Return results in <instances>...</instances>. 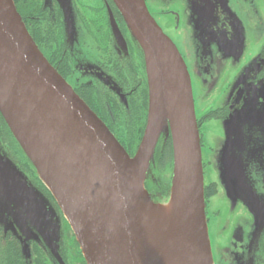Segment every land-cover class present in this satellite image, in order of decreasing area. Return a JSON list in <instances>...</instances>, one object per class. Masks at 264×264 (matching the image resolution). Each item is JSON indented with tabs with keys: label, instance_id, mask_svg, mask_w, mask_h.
Here are the masks:
<instances>
[{
	"label": "flooded vegetation",
	"instance_id": "1",
	"mask_svg": "<svg viewBox=\"0 0 264 264\" xmlns=\"http://www.w3.org/2000/svg\"><path fill=\"white\" fill-rule=\"evenodd\" d=\"M144 1L162 31L170 30L176 38L182 27L188 33L187 42H183L185 50L181 52L177 48L185 63L187 59L191 62L196 88L192 90L193 101L203 176L207 178L204 182L206 222L215 237L210 241L212 256L214 261L216 259L214 264H264V196L253 188L259 187L256 178L250 179L254 181L249 183L251 185L244 182V170L253 150L258 155L257 163L264 169V33L259 37V47L251 52L250 25L245 16L239 14L241 8L247 7L250 15L257 17L252 24L254 29H260L258 20L264 16V0H199L200 8L193 0ZM13 2L44 57L68 84L67 78L74 80L71 87L75 93L132 156L146 123L147 79L142 54L132 42L112 0H71L79 22L78 30L85 34L77 46L72 41L69 43L60 1ZM196 10L199 16H194ZM110 15L122 39L114 35ZM205 137L211 138L210 144H205ZM165 142L164 138L161 145L158 141L155 150L164 147ZM167 146L170 147L166 149L164 167L153 166L144 182L151 198L157 194L156 183L158 185L172 167L170 155L167 157L168 150L172 154L170 137ZM0 155L26 179L29 190L38 192L61 218L56 245L51 247L27 222L39 218L33 193L22 197L24 204L14 202L19 209L13 211L0 202V264H86L62 211L1 113ZM221 157L225 158L222 162L219 161ZM220 168H226L228 172L220 175ZM221 181L228 185L227 196L221 190ZM261 186L264 192L263 183ZM241 189L254 194V202L261 212L259 220L257 213L240 197ZM224 197L245 209L243 226L247 240L244 244L238 243L239 225L235 221L232 225L213 221L219 219L220 211L212 209V201L214 204L217 198ZM245 198L250 199L248 194ZM230 229L233 239L228 236L229 241L220 245V238Z\"/></svg>",
	"mask_w": 264,
	"mask_h": 264
},
{
	"label": "water",
	"instance_id": "2",
	"mask_svg": "<svg viewBox=\"0 0 264 264\" xmlns=\"http://www.w3.org/2000/svg\"><path fill=\"white\" fill-rule=\"evenodd\" d=\"M112 2L142 53L147 79V118L132 156L44 57L13 0H0V113L62 211L86 264H163L149 211L168 206L174 196L176 264H212L186 64L144 0ZM110 20L122 39L112 15ZM162 131L164 141L171 139V184L167 200L155 202L144 182ZM26 183L0 155V196L24 204V195H36ZM239 192L259 220L254 194Z\"/></svg>",
	"mask_w": 264,
	"mask_h": 264
},
{
	"label": "rangeland",
	"instance_id": "3",
	"mask_svg": "<svg viewBox=\"0 0 264 264\" xmlns=\"http://www.w3.org/2000/svg\"><path fill=\"white\" fill-rule=\"evenodd\" d=\"M61 3V6L63 8V12H64V16L66 18V22H67V28H68V34H69V43L70 41H72L73 45H79L80 41L84 38L85 34L84 32L80 29L78 30V25L79 22L77 21V19L75 18V12H74V7L72 5L71 0H58ZM198 6L199 8L201 7L202 3L199 0H193ZM191 7H193V3L191 4ZM148 9V8H147ZM242 10V11H241ZM241 10H239V14L242 16H245L247 22L249 23L250 27H248L249 29V39H251V52L252 49H256L257 47H259V43L261 44V41L259 40V37L261 36L262 33H264V16L259 18V22H261L260 26L258 28L260 29H254L255 25H252L253 22H255L257 20V17H252L248 11V8L243 7L241 8ZM149 11V9H148ZM150 13V11H149ZM151 14V13H150ZM198 15V10H196V12L194 13V16ZM199 16V15H198ZM153 17V16H152ZM154 18V17H153ZM156 21V20H155ZM77 25V26H76ZM75 28L78 31H75ZM164 33L174 42V44L176 45V47L178 46V48L180 49L181 52H183L184 49V44L183 42H187V30L185 27L181 28V34H179V39L176 38L175 36H173L174 34H172V32L167 29H163ZM182 30H184L185 32H182ZM253 34V36L251 35ZM182 35V36H180ZM251 35V36H250ZM258 38V40L255 39ZM180 41V42H179ZM177 48V49H178ZM252 54V53H250ZM250 56V55H249ZM184 60V59H183ZM185 62V61H184ZM187 63V64H186ZM186 67L190 76V81H191V87L192 90H196L195 88V84H194V80H193V74H192V68H191V62L188 61V59L186 60ZM77 73V71L75 72ZM78 75V74H77ZM192 75V78H191ZM71 77V76H69ZM67 81L69 82L70 86H74L75 82L72 78H67ZM192 91V94H193ZM165 129V128H164ZM165 131V130H164ZM254 136L258 137L257 134H253ZM163 138H166V134L162 131V135ZM251 141V139L249 140V142ZM211 143V138L210 137H205V144L208 145ZM253 142H250V144H252ZM253 155L248 156V163L246 165V168L244 170V182L246 184L252 183L250 180L251 178H256L259 187L255 186L253 187L255 191H258V193L260 194V196H264V192L262 190V183L264 185V169L261 166V164L257 163V153L255 150L252 151ZM134 154V153H133ZM224 157H221L219 159V161H224ZM222 171H220V175L225 172H228V169L226 168H220ZM240 171V170H238ZM243 171V170H242ZM241 171V172H242ZM207 175L206 177L210 178L208 172H205ZM215 175H213L214 177ZM212 177V178H213ZM207 180V178L204 179V182ZM222 184V188L221 190L223 191V193L227 196L226 192L228 185L225 184L224 181H221ZM254 182V181H253ZM251 185V184H249ZM226 191V192H225ZM34 194V193H33ZM39 193H36L35 195V200L40 202V206H41V215L39 216V218L37 220L35 219H31L28 220L27 222L45 239L46 243L49 246H54L56 245V241L58 238V232H59V226L61 225V218L57 215L56 211L53 210L49 204L41 197V195ZM264 198V197H263ZM228 199V198H227ZM225 197L224 198H217L213 204L212 201V209L216 210V208L220 211V216L218 220H213V221H225V222H229L231 225L234 223V221L239 225V227H237V239H238V243L240 244H244L247 240L246 238V234L244 233L245 226H243V217H245L246 212L245 209L242 206H238L235 205V203H232V201L227 200ZM0 202H3L6 204L7 209L10 211L15 210L16 208H18L13 201H8L5 198H3L2 196H0ZM264 202V200H263ZM235 207V208H234ZM19 209V208H18ZM206 214V213H205ZM220 223V222H219ZM218 229V228H217ZM207 231L208 232V238H209V243H210V247H211V239L215 240V237L213 236V230L209 229L208 230V226H207ZM210 233V234H209ZM227 235H224L220 238V245L228 239V236L233 239V236H231L232 234V230L230 229L229 233H226ZM229 241V239H228ZM227 241V243H228ZM211 256H212V252H211ZM212 258V264L216 263V259L214 261L213 256ZM219 263V262H218ZM220 264H224L223 262Z\"/></svg>",
	"mask_w": 264,
	"mask_h": 264
},
{
	"label": "bare ground",
	"instance_id": "4",
	"mask_svg": "<svg viewBox=\"0 0 264 264\" xmlns=\"http://www.w3.org/2000/svg\"><path fill=\"white\" fill-rule=\"evenodd\" d=\"M156 250L163 257V264H176L174 256L177 244L176 197L163 208L149 211Z\"/></svg>",
	"mask_w": 264,
	"mask_h": 264
},
{
	"label": "trees",
	"instance_id": "5",
	"mask_svg": "<svg viewBox=\"0 0 264 264\" xmlns=\"http://www.w3.org/2000/svg\"><path fill=\"white\" fill-rule=\"evenodd\" d=\"M130 35V34H129ZM131 37V36H130ZM131 40H132V38H131ZM132 42H134L133 40H132ZM135 43V42H134ZM135 45H136V43H135ZM137 46V45H136ZM137 48H138V46H137ZM138 50H139V52L141 53V51H140V49L138 48ZM142 54V53H141ZM142 58H143V56H142ZM147 105H148V87H147ZM146 118H147V116H146ZM142 136V135H141ZM140 139H141V137H140ZM140 141V140H139ZM159 143H160V145H161V143H163V136H161L160 137V140H159ZM168 143H169V138L166 140V142H165V144H164V147L163 146H161V149L159 150V149H157V150H155L156 152H155V154H154V160H153V162H151V164H150V166H149V172H151V170H152V167L153 166H155V167H157V165H160V166H162V167H164V161L163 160H165V158H164V156H166V153H167V151H166V149L167 148H169L170 146H167L168 145ZM162 147L164 148L163 150H162ZM162 150V152H160ZM170 150H168V156L167 157H169V155H170V157H171V159H172V154H170ZM154 168V167H153ZM171 166H170V168H169V170L168 171H166V175H165V177L164 176H162V180H161V182H158V185H157V183H156V186H157V189H159V190H157L156 189V192H157V194L155 195V197H152V199L155 201V202H165L166 200H167V198H168V195H169V189H170V184H171ZM148 172V173H149ZM148 175V174H147ZM145 185V184H144ZM147 190V189H146Z\"/></svg>",
	"mask_w": 264,
	"mask_h": 264
}]
</instances>
